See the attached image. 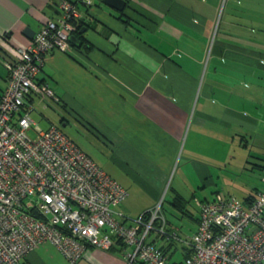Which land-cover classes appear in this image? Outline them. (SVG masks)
I'll list each match as a JSON object with an SVG mask.
<instances>
[{"label": "crops", "instance_id": "crops-1", "mask_svg": "<svg viewBox=\"0 0 264 264\" xmlns=\"http://www.w3.org/2000/svg\"><path fill=\"white\" fill-rule=\"evenodd\" d=\"M93 1L90 7H79L82 30L86 28L83 38L92 48L50 52L38 80L50 85L66 110L101 133L115 152L112 160L124 150L135 158L138 172L128 181L106 171L129 192L120 205L126 217L136 216L135 210L153 209L171 189L169 202L160 203L167 235L154 230L148 240L165 251L172 264H184L199 223L195 199L209 201L221 194L251 204L264 191V48L235 54L238 59L232 66H246L248 83L239 84L240 90L238 81L230 88L220 84L231 101L219 107L211 102L216 89L212 81L201 85L198 74L192 76L205 65L211 35L202 0H130L123 13L102 0ZM59 3L0 0V99L7 87L6 61L31 43L27 29L36 35L58 14ZM140 27L150 33L153 44L140 40ZM212 70L219 71L220 65ZM199 90L198 105L201 100L204 105L190 126L196 130H187ZM36 96L28 98V104L34 105ZM229 145L235 149L226 160L223 149ZM182 160V181L171 186ZM133 192L138 200L130 201ZM27 262L70 264L49 243L33 251ZM78 264L129 263L117 245L112 251L89 246Z\"/></svg>", "mask_w": 264, "mask_h": 264}, {"label": "built area", "instance_id": "built-area-1", "mask_svg": "<svg viewBox=\"0 0 264 264\" xmlns=\"http://www.w3.org/2000/svg\"><path fill=\"white\" fill-rule=\"evenodd\" d=\"M93 4L60 0L58 14L5 63L0 264H31L28 256L46 243L70 264H78L89 246L109 251L119 241L129 264H172L169 255L148 240L154 230L167 235L161 204L139 218L126 217L117 208L128 198V190L61 128L40 129L31 117V96L57 100L50 85L38 80L48 54L70 50V38L82 18L79 7ZM261 178L264 183V168ZM195 202L199 223L184 264H264V191L251 204L221 194ZM157 220L162 224L155 228Z\"/></svg>", "mask_w": 264, "mask_h": 264}, {"label": "rangeland", "instance_id": "rangeland-1", "mask_svg": "<svg viewBox=\"0 0 264 264\" xmlns=\"http://www.w3.org/2000/svg\"><path fill=\"white\" fill-rule=\"evenodd\" d=\"M202 3L206 4L205 6L207 7V30L211 35L208 41V51L204 61L205 65L201 72H192V76L198 74L197 77L200 79L201 85L207 84V86H209L212 81V86L216 89L213 91L214 94L213 97H211V102L220 107L221 102L224 101L228 103L231 101V94L229 91H227L228 93L223 92L225 89L221 88V85L224 84L223 86L227 85L230 88V85L234 81H238L239 83L236 89L240 90L239 84L244 85L248 83V81H246L248 74L246 66H232L235 64L236 59H238L235 54L239 50L246 52L251 49L255 51L259 48H264V0H202ZM141 28L142 27L138 28L140 29V40L147 42L149 45L150 43L153 44L150 33L148 31H143L146 29L142 30ZM214 50L215 55L213 53ZM227 50H229V52L226 54ZM220 51H222V53H220ZM221 55H223V57H220ZM174 56L180 59L177 52ZM174 60L176 61V59ZM240 60L239 58V62ZM216 63L220 65V70L214 72L212 69ZM209 64L212 65L210 68ZM233 86L232 88L234 90L235 87ZM229 88H226V90ZM199 92L200 90L197 92L194 100L191 120L187 130H196L195 126H193L192 129H190V126L193 118L198 117L204 105L202 100L198 105ZM234 93L241 94L238 91ZM239 102L240 105L243 104L241 98H239ZM197 106L198 108L196 110ZM206 106L209 107L208 104H206ZM213 106L214 105H211L210 108H214ZM34 108L31 117L36 123L35 126L37 125L38 128L43 130L48 129L53 124L60 127L108 173L118 175L123 180L128 181V177L131 178L133 174L138 172V163L135 158L132 160L130 154L126 153L125 150L121 155L115 156L114 160H112L111 157L115 155V152L110 149V146L107 144V141L104 140L101 133L98 130L89 129L85 122L79 120L77 116L72 113V110H66L64 102H58L52 97L42 98L36 96ZM63 119H65L66 126H64V123H61ZM207 130H209V126ZM31 135L35 136L33 132H31ZM234 149L235 147L230 145L224 147V158L226 160L228 155L233 153ZM181 154L180 157L183 156V153ZM184 156H186V154ZM184 168L183 160L180 164L177 163L170 179L171 186H178L182 181L180 180V175H182ZM177 169L180 170L179 174H177ZM170 192L171 189L170 191L167 190L161 201L153 207L156 208L164 201V203L167 204L171 196ZM133 200H138V193L133 192L131 194L130 201ZM120 209L123 208L119 206L117 210L120 211ZM147 209L141 212L135 210L134 213L136 216H133L131 219L139 218ZM128 223H130V220Z\"/></svg>", "mask_w": 264, "mask_h": 264}, {"label": "water", "instance_id": "water-1", "mask_svg": "<svg viewBox=\"0 0 264 264\" xmlns=\"http://www.w3.org/2000/svg\"><path fill=\"white\" fill-rule=\"evenodd\" d=\"M102 1L104 4L120 12L123 11L127 5L126 0H102ZM85 31H86V28L81 30L80 33L83 34ZM25 34L31 39L34 38L35 36V32L30 29H27L25 31ZM70 42L79 48L83 46L82 40H80L76 35L71 36Z\"/></svg>", "mask_w": 264, "mask_h": 264}, {"label": "trees", "instance_id": "trees-1", "mask_svg": "<svg viewBox=\"0 0 264 264\" xmlns=\"http://www.w3.org/2000/svg\"><path fill=\"white\" fill-rule=\"evenodd\" d=\"M127 1V5H128V3L130 2V0H126ZM126 5V6H127ZM125 10V9H124ZM124 11H122L121 13H123ZM124 22L125 23H128L129 24V21L126 19V20H124ZM78 23H79V27H78V30H77V32H76V36L80 39V40H82V42H83V46L82 47H84V48H88V49H90V48H92V46L89 44V43H87L86 42V40L83 38V34H81L80 33V31L82 30V28L84 27V20L83 19H80V20H78ZM71 45L72 46H75L74 44H72L71 43ZM42 70H43V66H42ZM41 70V71H42ZM41 73V72H40ZM41 82H43V81H41ZM65 120L63 119L62 121H61V123H63ZM60 128V127H59ZM79 146V145H78ZM80 147V146H79ZM90 156V155H89ZM91 157V156H90ZM263 168H264V165L261 167V177H262V170H263ZM217 195H219V194H217ZM216 195V196H217ZM161 208H162V205H161ZM146 215V214H145ZM162 224V221L161 220H157L155 223H154V227L155 228H157V227H159L160 225ZM117 245H119V246H122V243L119 241L118 243H117ZM116 245V246H117ZM115 248V246L112 248V249H110L109 251H112L113 249ZM122 249H123V247H122ZM140 264H142V263H140Z\"/></svg>", "mask_w": 264, "mask_h": 264}]
</instances>
